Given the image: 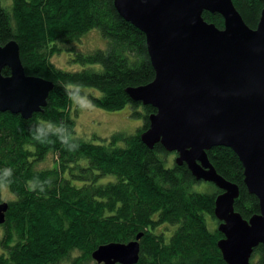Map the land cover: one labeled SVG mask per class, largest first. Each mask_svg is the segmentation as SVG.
Masks as SVG:
<instances>
[{
    "label": "trees",
    "instance_id": "obj_1",
    "mask_svg": "<svg viewBox=\"0 0 264 264\" xmlns=\"http://www.w3.org/2000/svg\"><path fill=\"white\" fill-rule=\"evenodd\" d=\"M233 2L255 28L264 0ZM203 17L224 27L220 13L208 10ZM94 29L107 40L106 47L76 50L73 45ZM11 40L19 43L26 73L53 81L54 87L47 105L29 119L0 111V203L8 204L0 223V264H100L93 259L100 246L129 243L139 233L135 264H227L214 212L223 190L207 181L209 190L193 191L206 180H198L176 157L167 166L177 153L160 142L150 148L142 140L157 109L134 101L127 87L147 85L155 69L146 34L121 17L114 0H0V45ZM65 50L82 69L59 68L53 58ZM2 72L11 74L9 67ZM84 87L94 91L86 94ZM79 94L104 110L130 105L131 115L144 121L135 133L118 130L85 140L76 136L71 112ZM207 153L218 173L239 185L235 211L246 219L260 213L237 153L227 146ZM50 155L52 167L38 166ZM110 175L115 177L105 181ZM3 186L13 199L3 197ZM208 215L216 227L209 226ZM253 253L251 263L264 264V244Z\"/></svg>",
    "mask_w": 264,
    "mask_h": 264
},
{
    "label": "water",
    "instance_id": "obj_2",
    "mask_svg": "<svg viewBox=\"0 0 264 264\" xmlns=\"http://www.w3.org/2000/svg\"><path fill=\"white\" fill-rule=\"evenodd\" d=\"M121 17L146 34L155 79L127 87L130 97L157 111L142 140L160 142L177 152L198 180L223 190L215 214L224 237L218 244L227 264L251 263L264 244V8L255 28L245 22L233 0H114ZM220 13L224 27L204 19V11ZM10 68L11 74L2 70ZM54 82L28 75L19 43L0 45V111L25 119L47 105ZM227 146L240 157L246 188L259 199L260 213L246 219L234 204L239 185L214 168L207 151ZM8 204L0 203V223ZM100 246V264H135L139 240Z\"/></svg>",
    "mask_w": 264,
    "mask_h": 264
},
{
    "label": "rangeland",
    "instance_id": "obj_3",
    "mask_svg": "<svg viewBox=\"0 0 264 264\" xmlns=\"http://www.w3.org/2000/svg\"><path fill=\"white\" fill-rule=\"evenodd\" d=\"M94 30L95 31H92L86 35V37L82 40V43H76L75 45H73V47L81 52L92 51L93 49H103L104 47H106L107 40H105V38L101 36L98 29ZM69 54L70 52L65 50L63 53H61V55H57L53 59L61 69L63 68L70 71L82 69V65L70 62L71 58ZM91 67L100 68V66L97 64H93V66ZM82 90L85 91L86 94L92 93L94 91V89L88 87H84V89ZM96 92L97 94H99L98 90H96ZM86 94H79L77 96H74L72 100L74 101V107L72 108L71 112L77 122L75 133L78 137L94 142L99 140L100 137L103 138L110 136L114 132H118V130L125 131L128 134L135 133L137 131L136 129L144 121L142 117L138 118L131 115L133 109L130 105H127V107L121 110H117L116 112L104 110L102 108L94 106ZM169 157L171 159L168 160L167 166L172 167L177 154L172 153ZM53 161L54 156L50 155L47 161L39 163L38 166H41L42 168L52 167ZM114 177V175H110L109 177H105L104 180L107 181L109 180V178ZM210 187L211 184L206 181L195 184L192 190L206 191L209 190ZM2 194L6 199L14 198V196L6 186L2 187ZM207 222L209 223V226L211 228L217 226V222H215L210 215L207 216ZM174 229L175 226L172 227V230ZM91 264H95V261H93Z\"/></svg>",
    "mask_w": 264,
    "mask_h": 264
}]
</instances>
